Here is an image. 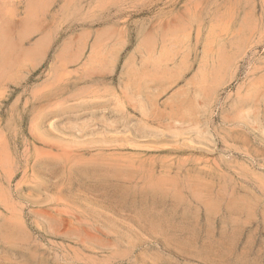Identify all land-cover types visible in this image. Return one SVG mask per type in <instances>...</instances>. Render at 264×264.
I'll list each match as a JSON object with an SVG mask.
<instances>
[{
  "label": "rangeland",
  "instance_id": "374dc122",
  "mask_svg": "<svg viewBox=\"0 0 264 264\" xmlns=\"http://www.w3.org/2000/svg\"><path fill=\"white\" fill-rule=\"evenodd\" d=\"M0 264H264V0H0Z\"/></svg>",
  "mask_w": 264,
  "mask_h": 264
}]
</instances>
